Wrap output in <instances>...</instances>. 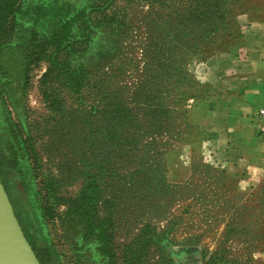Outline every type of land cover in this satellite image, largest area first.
Returning <instances> with one entry per match:
<instances>
[{
	"label": "rangeland",
	"instance_id": "obj_1",
	"mask_svg": "<svg viewBox=\"0 0 264 264\" xmlns=\"http://www.w3.org/2000/svg\"><path fill=\"white\" fill-rule=\"evenodd\" d=\"M110 2L20 0L1 32L0 179L22 228L50 264H264V191L229 189L196 128L162 113L161 148L125 141L143 107L197 106L203 76L264 30V0ZM84 9L90 39L54 37Z\"/></svg>",
	"mask_w": 264,
	"mask_h": 264
},
{
	"label": "crops",
	"instance_id": "obj_2",
	"mask_svg": "<svg viewBox=\"0 0 264 264\" xmlns=\"http://www.w3.org/2000/svg\"><path fill=\"white\" fill-rule=\"evenodd\" d=\"M201 84L206 90L187 119L204 138L206 161L236 195L261 198L264 145L252 120L264 106V30L250 33L245 52L209 70Z\"/></svg>",
	"mask_w": 264,
	"mask_h": 264
},
{
	"label": "trees",
	"instance_id": "obj_3",
	"mask_svg": "<svg viewBox=\"0 0 264 264\" xmlns=\"http://www.w3.org/2000/svg\"><path fill=\"white\" fill-rule=\"evenodd\" d=\"M19 1L20 0H0V35H1V32L4 28V26L9 21V19L15 15ZM105 1H107V0H105ZM112 1H114V0H111L110 3H112ZM151 2H154V0H151ZM94 12H97V9H91V11L89 13L86 12L85 9L80 10L79 12L74 14L72 17H69L68 19H66L61 25H59L57 31L55 32V34H53L54 37L57 38L58 35L66 36V35L70 34V32L73 28H77L78 29L77 31H78V33H80V36L82 38L90 39L92 37V35L94 34L95 28L92 27L91 20H89V19H90V15ZM62 40H63V42L66 41L65 39H62ZM8 82H9L8 78L0 79V134H1L0 137L2 138L3 141L5 138L8 137L7 133L9 131L10 124L8 122L9 119H8L7 114H6L7 112L3 108V98L1 95L3 94L5 96H8L7 95ZM189 83H190L189 84L190 86L191 85H192V87L195 86L193 83H191V82H189ZM164 92L167 95H170L173 92V89L165 90ZM184 94H186V92H183V94H181V96ZM198 102L195 103L197 106L191 105L189 107V109L184 110L181 116L176 114L177 110H172L170 107H168V108L164 107L161 103L156 108L158 117H156V115H155V113H153V111H149L150 110L149 108L143 107L144 109L142 111L143 112L142 117L140 119H137L135 122V123H137V127L140 128V131L134 132V133H127L125 135V141L127 142L128 147L133 146V148H134L133 150H140L138 146H142V148L151 146L153 149H156V147H158V149L161 148V145H163L165 143H163L161 141H158V142L155 141V139L159 135V134L157 135V133L155 131H160V129L162 127H165V125H166V124L165 125L163 124L162 119L160 117L162 113L175 114V117L174 118L171 117V119L173 120V124L176 128H179L178 127L179 124L182 123L183 127L185 129L192 127V128H196L198 130V128L193 126L187 119L188 113L193 112L194 108L198 107ZM7 119H8V121H7ZM175 120H177V123L175 122ZM7 123L9 124L8 127L6 126ZM174 126H173V128H174ZM144 137H146L148 140H146V139L143 140ZM8 139L10 141L13 140V138H11V137H9ZM138 144H140V145H138ZM0 148L2 150H5L2 148V146H0ZM4 162L6 163V165H9L10 168H14L15 164L12 162V160L2 161V163H4ZM1 182H2V180H1ZM2 184H3V182H2ZM5 191H6V189H5ZM9 200H10V198H9ZM10 202H11V200H10ZM16 217H17L18 222L21 226L20 220H19L17 215H16ZM21 228H22V226H21ZM22 230H23V233H24L28 243L32 247L33 252H34L37 260L39 261V263L40 264H50L52 262V259H53V254H52L50 248L44 244L35 245L33 240H31L29 238V236L26 234V232L24 231L23 228H22Z\"/></svg>",
	"mask_w": 264,
	"mask_h": 264
},
{
	"label": "water",
	"instance_id": "obj_4",
	"mask_svg": "<svg viewBox=\"0 0 264 264\" xmlns=\"http://www.w3.org/2000/svg\"><path fill=\"white\" fill-rule=\"evenodd\" d=\"M0 264H40L0 179Z\"/></svg>",
	"mask_w": 264,
	"mask_h": 264
},
{
	"label": "built area",
	"instance_id": "obj_5",
	"mask_svg": "<svg viewBox=\"0 0 264 264\" xmlns=\"http://www.w3.org/2000/svg\"><path fill=\"white\" fill-rule=\"evenodd\" d=\"M254 137L264 145V106L259 108L252 120Z\"/></svg>",
	"mask_w": 264,
	"mask_h": 264
}]
</instances>
